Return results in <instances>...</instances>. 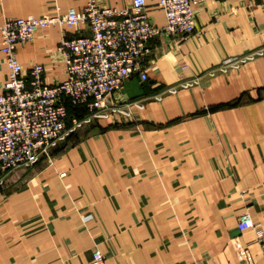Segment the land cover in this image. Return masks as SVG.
Here are the masks:
<instances>
[{"label": "crops", "instance_id": "1", "mask_svg": "<svg viewBox=\"0 0 264 264\" xmlns=\"http://www.w3.org/2000/svg\"><path fill=\"white\" fill-rule=\"evenodd\" d=\"M88 1L0 0V27L7 18L81 11ZM94 1L122 8L131 0ZM147 2L150 19L164 25V12ZM194 8L197 31L181 42L154 39L148 80L124 85L129 116L101 120L50 161L3 178L0 264H88L94 250L106 264H264V56L204 74L264 45V0ZM74 34L39 29L17 47L24 71L41 63L45 82L65 80L57 48ZM7 80L0 45V93ZM244 212L254 227L238 231Z\"/></svg>", "mask_w": 264, "mask_h": 264}, {"label": "built area", "instance_id": "2", "mask_svg": "<svg viewBox=\"0 0 264 264\" xmlns=\"http://www.w3.org/2000/svg\"><path fill=\"white\" fill-rule=\"evenodd\" d=\"M205 1L153 0V5L164 12L162 26L150 19L147 0H131L122 8L103 7L89 0L81 11L70 7L66 13L7 18L0 27L1 52L8 68V80L0 93V184L16 169L50 161L55 150L72 144V135L101 120L117 123L129 116L130 104L120 93L130 78L148 80L150 43L164 34L177 42L188 39L197 31L194 5ZM50 26L76 33L59 42L57 49L65 61L66 78L54 84L45 82L41 63L24 71L16 55L18 45L33 41L39 29ZM263 56L261 45L242 56L227 57L204 74H213L216 68L226 72ZM194 82L165 86L153 97L159 100ZM132 104L143 107L142 102ZM70 106L83 107L86 114L82 118L70 116ZM252 227L249 213H242L238 231ZM262 237L259 232L258 239ZM88 264H106V256L94 250Z\"/></svg>", "mask_w": 264, "mask_h": 264}, {"label": "trees", "instance_id": "3", "mask_svg": "<svg viewBox=\"0 0 264 264\" xmlns=\"http://www.w3.org/2000/svg\"><path fill=\"white\" fill-rule=\"evenodd\" d=\"M226 105H227V104L219 105V106L216 107V108H222V107H224V106H226ZM84 113H86V110H85L83 107L79 108V107H73V106H70V108H69V115H70V116H73V115L81 116V115H83ZM75 136H76V135H72V136H71V142H72V143H74V137H75ZM60 150H64L63 147H61V148L55 150L54 152L56 153V152H58V151H60Z\"/></svg>", "mask_w": 264, "mask_h": 264}, {"label": "rangeland", "instance_id": "4", "mask_svg": "<svg viewBox=\"0 0 264 264\" xmlns=\"http://www.w3.org/2000/svg\"><path fill=\"white\" fill-rule=\"evenodd\" d=\"M127 83V82H126Z\"/></svg>", "mask_w": 264, "mask_h": 264}]
</instances>
